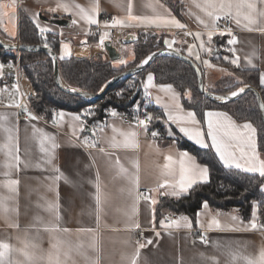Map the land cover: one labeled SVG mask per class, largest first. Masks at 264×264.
Masks as SVG:
<instances>
[{
  "label": "crops",
  "instance_id": "obj_1",
  "mask_svg": "<svg viewBox=\"0 0 264 264\" xmlns=\"http://www.w3.org/2000/svg\"><path fill=\"white\" fill-rule=\"evenodd\" d=\"M168 1L180 7L179 15ZM206 2L15 0V7H12V0H0V3L8 5L0 9V33L7 41L19 42L20 20L25 17L34 24L42 38L47 39V35H52L57 40L58 56H63L61 59L89 61L103 57L110 61L107 52L99 44L100 38L94 34L97 25L104 28H130L133 29L131 35L136 38H139L138 29H148L161 37L165 48L176 49L193 59L203 70L208 88H213L219 79L231 73L227 70L228 63L242 71L256 72L264 90V85L260 83V77L264 75V0H250L255 4V10L242 9L239 24L236 22L235 9L229 16L218 9L202 10L197 7V4L204 6ZM212 2L219 4L220 0ZM129 4L132 16L147 19H129ZM60 5H67L68 10L65 11ZM97 5L98 10L93 11ZM81 8L98 23L89 24L82 17ZM207 12H213V16L210 17ZM248 14H251L254 23L248 24L244 19ZM215 15L228 19L238 35L219 33V20L215 21L216 28L213 30ZM106 16L111 18L109 22L102 20ZM157 17H174L185 27L177 28L172 24L158 27L149 23ZM55 19H66L69 25H56L52 23ZM115 20L131 26H112ZM186 28L192 29L190 41L173 37L174 31ZM209 32L212 33L211 42L208 40ZM105 33L106 30L103 36ZM197 34L200 39H196ZM223 37H228L227 42L220 46L219 51L226 52L214 55L217 41ZM233 37L237 42L230 44L229 40ZM202 42L203 49L200 47ZM64 45L68 46L67 53ZM133 47L134 42L126 45L121 59L113 64L120 67L132 62ZM207 48H211L212 52L209 53ZM205 60L212 66H207ZM2 63L5 67L15 68L14 72L10 70L5 76H0V116L7 117V120L0 121V243L9 245L3 264H57V256L59 264H246L245 258L259 257L264 250V228L251 229L253 216L251 220L244 221L236 212L216 211L207 204V208L203 206L198 212L196 222L186 215H176L175 223L166 228L162 226V213L159 215L157 212L164 197L185 196L195 185L208 182L210 177L206 165L178 148L174 128L196 145L210 148L226 168L259 175L243 167L236 168L234 164H224L212 147L207 113L227 114L237 130L246 135L247 130L242 126L250 123L255 129L252 134L255 152L259 160L264 161V155L258 147L257 130L251 122H239L228 112L218 109L206 110L201 121L194 110L184 107L182 92L172 85L171 90H163L161 86L168 84L157 83L152 73L146 74L144 78V92L148 100L163 112L169 140H160L159 135L153 137L148 124L146 130L138 122L126 125L121 113L115 111L117 115H111L113 110L104 122L90 126L79 114L65 110L53 112L49 119L31 113L37 119H30L29 114L21 118L20 111H25L26 107L21 106L17 85H4L6 77L16 74L18 65L13 62ZM149 74L153 76V86L146 88ZM61 112L65 114L63 118L59 115ZM190 112L195 115V123L188 116ZM74 115H79L81 119H73ZM218 119L227 124L223 117ZM87 127L90 133L86 132ZM6 128L9 131H5ZM113 128L117 131L114 132ZM181 128L193 135L200 132L207 147L198 144L195 138H189ZM121 132H135L137 146L124 147ZM9 136L12 137L11 141ZM93 144L95 147L91 146ZM242 146L250 155L252 149L246 144ZM229 150L239 158L238 148ZM182 153H187L191 159L182 157ZM15 156L19 157L18 164ZM168 156L172 157V162L169 168H165V164L169 163L166 160ZM182 158L187 166L206 167L208 178L206 182L197 179L191 188L177 196L172 195V192L179 191ZM239 162L242 165L245 163L244 160ZM122 168L125 171H121ZM57 176L61 178L57 180ZM10 181H18V184L10 185ZM161 184L166 186L161 188ZM254 212L256 223L260 225L257 205ZM213 220L219 221V228L212 224ZM189 222L190 227L187 226ZM53 228L59 230H46Z\"/></svg>",
  "mask_w": 264,
  "mask_h": 264
},
{
  "label": "trees",
  "instance_id": "obj_2",
  "mask_svg": "<svg viewBox=\"0 0 264 264\" xmlns=\"http://www.w3.org/2000/svg\"><path fill=\"white\" fill-rule=\"evenodd\" d=\"M168 4L179 15L180 7L170 1ZM19 35V42L24 45L43 43L37 28L25 17L20 20ZM227 38L223 37L222 41H217L218 49L226 44ZM47 40L58 55L57 40L54 41L52 35H47ZM163 49L165 46L161 37L152 36L146 40L138 38L133 47L134 60L126 65L116 67L113 62L103 57H95L87 61L74 58L61 59L58 56L59 71L63 81L69 87L96 95L111 79L135 68L146 57ZM219 53L224 54L222 51ZM0 61L18 63L17 53L0 48ZM19 65L36 93L35 98L30 101L31 106L40 117L45 119H49L55 109L79 114L88 126L104 122L112 110L121 114L151 115L150 132L158 133L160 140H169L163 123V112L148 100L144 92V78L146 74L152 73L157 83L172 85L182 92L184 107L194 110L201 121L206 110L218 109L228 112L239 122H251L257 130L259 150L264 155V123L255 94L249 91L232 102H213L200 93L195 70L179 58L157 57L146 70L116 83L98 101L84 99L63 91L55 81L54 61L44 52H19ZM229 71L236 72L237 76L233 77L231 74L224 76L215 83L213 88L205 85L208 91L227 95L244 86H252L261 93L264 101V90L259 84L256 72L236 68H231ZM173 131L178 148L194 155L201 164L206 165L210 177L208 182L195 185L185 196L164 197L158 206V214L169 211L178 216L186 215L196 222L198 212L207 203L213 210L236 212L244 221H249L257 205L259 224L264 225V192L261 191L264 178L238 169L226 168L210 148L196 145L175 128Z\"/></svg>",
  "mask_w": 264,
  "mask_h": 264
},
{
  "label": "snow or ice",
  "instance_id": "obj_3",
  "mask_svg": "<svg viewBox=\"0 0 264 264\" xmlns=\"http://www.w3.org/2000/svg\"><path fill=\"white\" fill-rule=\"evenodd\" d=\"M12 7H15V0H12ZM61 7H64L65 11L68 10V6L67 5H60ZM5 7H8V5H5L3 3H0V9H3ZM79 7V6H76ZM161 7H163V5H161ZM197 7H201L202 10H206L207 8H212L214 11L215 10H219V12H223L226 13L227 15H232V10L235 9V14H236V22L237 24L240 23V15H241V10L244 8L249 9L250 11L255 10V4L250 2V0H220L219 4L213 3L212 0H207L206 4L204 6H201L199 4H197ZM98 10V5L95 6L93 8V11ZM129 19H133V20H141V19H147V18H142V17H136V16H132L131 15V5L129 4ZM80 13L82 14V17L89 23V24H94V23H98V21L93 17L88 15L87 13L84 12V9H80ZM207 15H209L210 17L213 16V12H207ZM221 18L220 15H215L213 17V30H215L216 25H215V21L219 20ZM244 19L247 20L248 24H252L255 21L252 19L251 14L245 15ZM73 24L76 23L75 20L72 21ZM149 23L152 24H156V26H161V25H168V24H172L175 25V27L177 28H184L185 25H183L182 23H180V21L176 20L174 17H172L171 19H166L163 17H157L155 19H152L149 21ZM116 25H120L122 27H127V26H131V25H124L121 21L119 20H115L113 22L112 26H116ZM251 30V29H249ZM41 31H43V29H41ZM223 34V33H221ZM229 35H231V33H228ZM107 36V33L104 34V36L101 37L100 39V43L103 44L104 43V38ZM196 39H200L199 34L196 35ZM208 40L209 42H211L212 40V33L209 32L208 34ZM236 39L233 37L231 40H229L230 44H234L236 43ZM174 43V42H173ZM171 46V45H169ZM45 47H47V45H45ZM200 47L203 49L204 48V44L203 42L201 43ZM64 50L65 53H67L68 50V46L64 45ZM209 53L212 52L211 48H207L206 49ZM189 55H191V51L189 52ZM63 58V56L61 57ZM151 56L147 57L143 63L147 64L149 62V60H151ZM199 55H197V59H199ZM233 63H237V61H232ZM121 63H123V61H121ZM204 63L211 67L212 65L209 63V61L205 60ZM249 63H251V61L249 60ZM153 76L152 74H149L147 77V87H151L153 86ZM260 83L261 85H264V75H261L260 77ZM161 88L163 90H171L172 86L171 85H162ZM240 91H243V89L241 88ZM232 96H236L238 95V92L233 91L231 93ZM11 106H16L19 107V105H9ZM25 111L27 112V109H25ZM60 117L63 118V116L65 115L63 112H61ZM112 116H116L117 113L115 111L111 112ZM189 118L191 119V121L193 123H195V115L194 113H188ZM207 116L209 117L208 120V135L211 137L212 140V147L215 148L216 152L219 154L220 159L224 162L225 165H229V164H234L236 168H244L246 171L248 172H258L260 177L264 178V161L259 160L257 153L255 152V144L254 141L252 139V134L255 133V129L252 127V125L250 123H245L242 127L243 129L247 130V135L245 132L243 131H239L237 130L234 122L231 121V118L227 116V114L225 113H214V112H208ZM30 119H37V117L35 116H31L29 114ZM219 117H223L225 121H227V124L223 123L220 119H218ZM216 118V119H214ZM73 119L75 120H80L81 117L79 115H74ZM152 119V117L146 116V119L143 120H139L138 123L139 125L143 126L145 128V130L147 129V122L150 121ZM3 120H7L6 116H0V121ZM5 131H9L7 128L5 129ZM81 131H83V129H81ZM113 131L116 132L117 130L115 128H113ZM181 131L185 132L186 134L189 135V138H195L196 142L198 144H201V146L207 147L206 144H204L203 139H202V134L200 132H196L194 135L189 133L187 129L181 128ZM121 136L124 137V141H123V146L124 147H135L137 146L135 144V136L136 133L135 132H131V133H120ZM158 133L153 132L152 136L155 137L157 136ZM224 137H226L227 139L225 140ZM9 141H11L12 137L9 136ZM47 139V137H46ZM113 140H115V137H113ZM230 141H236V144H232L230 143ZM85 144L87 145V140H85ZM247 145L248 147H250L252 149L251 154L249 155L248 153H246L243 149L242 145ZM92 147H95V144L91 145ZM113 146L115 147L116 144L114 143ZM5 147H8V145H5ZM236 147L239 149L240 151V156L239 158H237V156L235 155V153L233 151H230V148ZM16 151H18V148L16 149ZM100 151H104L103 149H100ZM11 154V151L10 153ZM182 157L184 158H188L189 160L191 159L190 157H188L187 153H182ZM14 159L16 160L17 164L19 163V157L15 156ZM166 160L169 161L168 164H165V168H169L170 164L172 162V157L168 156L166 157ZM240 160H244L245 163L242 165L239 161ZM117 163H119V161L117 160ZM6 166H10V165H6ZM136 167L138 168V164L136 165ZM57 172H59V169H56ZM121 171H125L123 168L121 169ZM61 177L57 176L56 179L59 180ZM208 178V169L205 168H200L198 165L195 167H191V166H187L185 164V160L182 158L180 161V179L178 181V187H179V191H173L172 195H180L183 192H186L189 188L192 187V185L194 183L197 182V179L202 180V181H207ZM10 185H16L18 184V181H10L9 182ZM137 184H138V178H137ZM165 184H161L160 187L163 188L165 187ZM175 187V186H173ZM261 191H264V187L261 188ZM152 203L154 204L155 201L153 200ZM205 208L208 207L207 203H205L203 205ZM253 221L251 223V229L255 230L257 228H264V225H258L256 223L255 217H256V213L253 212ZM182 219L187 220L186 217H182ZM233 219H236L235 217H233ZM175 223V222H174ZM212 224L215 225L217 228L220 227L219 221L217 220H213ZM165 226V225H162ZM168 227H170L171 225H167ZM178 226V225H177ZM187 226H191L190 222L188 223ZM211 226V225H210ZM46 230H52V231H58L59 229H46ZM65 231H67L65 229ZM203 239V238H202ZM149 243H151V241H149ZM144 245H140V247H143ZM9 251V245L4 244V243H0V264H3L4 258L6 256V254ZM246 260V264H264V250H262L260 252V255L257 259H250V258H245ZM50 261H51V257H50ZM56 262L57 264H59V256H57L56 258Z\"/></svg>",
  "mask_w": 264,
  "mask_h": 264
},
{
  "label": "water",
  "instance_id": "obj_4",
  "mask_svg": "<svg viewBox=\"0 0 264 264\" xmlns=\"http://www.w3.org/2000/svg\"><path fill=\"white\" fill-rule=\"evenodd\" d=\"M52 23L59 25V26H68L69 22L66 19H55L52 20ZM138 38L133 37L132 35H129L123 40V43L125 45H128L132 42H136ZM104 49L108 54V58L111 62H116L121 59V53L115 49L112 46V43L110 41H105L103 43ZM0 48L5 49L7 51H15V52H22V51H29V52H44L48 54L54 61V76H55V81L57 85L65 92L70 93L74 96H78L84 99L92 100V101H98L101 100L106 93L109 91L110 88H112L116 83L120 82L121 80H124L130 76H134L140 72H143L146 70V68L159 56H173L176 58H179L183 60L185 63L189 64L196 72L197 77H198V87L200 93H202L207 99L216 102V103H226V102H232L240 97H242L246 92H253L255 96L257 97L258 100V105L262 117V121L264 123V101L262 98L261 93L254 87L252 86H244L242 87L243 91H240V89L236 90L235 92H238V95L232 96L231 93L227 95H220L217 93H213L208 91V89L205 87V82H204V77H203V72L199 65L191 59L189 56L186 54L176 50V49H170V48H165L163 50L156 51L152 53L151 60L147 64H144L143 61L147 58H145L139 65H137L135 68L129 69L125 71L124 73L117 75L113 79H111L105 86L104 88L98 93V94H92L89 92L81 91V90H76L71 87H69L62 79L59 71V65H58V55L53 51V49L50 46L45 47V45H32V46H27L24 45L20 42H10L5 40L1 33H0ZM220 51L217 47V45L214 48L213 54H218ZM148 56V57H149ZM87 133H90L89 127L86 129Z\"/></svg>",
  "mask_w": 264,
  "mask_h": 264
},
{
  "label": "built area",
  "instance_id": "obj_5",
  "mask_svg": "<svg viewBox=\"0 0 264 264\" xmlns=\"http://www.w3.org/2000/svg\"><path fill=\"white\" fill-rule=\"evenodd\" d=\"M110 19L111 18L107 16L102 18L104 22H109ZM104 30L107 31V36L104 38V42L110 41L112 43V46L115 49H117L120 53H122L126 47V45L123 43V40L129 35H131L133 29L119 28V27L104 28L101 25H97L96 29L94 30V34L101 39ZM217 31L219 33H224V34H228L230 32L231 36L238 35V31L233 29L231 22L228 19H224V18L219 19L217 25ZM138 32H139V38L143 40H146L147 38L152 36H158V34L149 31L148 29H138ZM191 33H192V29L186 28V29L176 30L172 33V35L176 39L190 41ZM42 44L50 46L46 38H43ZM99 44L101 45L102 49L105 50L103 44H101L100 41ZM17 58H18V63H17L18 68L16 74L14 76L6 77V79L4 80V85L6 87L10 86L12 83H15L17 85L21 97V106H25L27 109V112L24 110L20 111L21 118H26L30 113L35 116H39L31 106L30 101L31 99L35 98L36 93L27 75L21 71L19 65V53ZM54 113H58V110L55 109ZM146 116L147 115L144 116L141 114L134 115L130 113H124L122 114V119L126 125H131L134 122H138L139 120L146 119ZM151 123H152V119L147 122L148 125H150ZM161 219H162V224L165 225L164 227L169 228L167 225L173 224L174 220L176 219V215L169 211H165L162 213ZM199 237L204 239L203 235H200Z\"/></svg>",
  "mask_w": 264,
  "mask_h": 264
},
{
  "label": "rangeland",
  "instance_id": "obj_6",
  "mask_svg": "<svg viewBox=\"0 0 264 264\" xmlns=\"http://www.w3.org/2000/svg\"><path fill=\"white\" fill-rule=\"evenodd\" d=\"M221 40V39H220ZM55 41V39H54ZM222 41V40H221ZM219 49L221 50V47H219ZM224 52H226L225 50H223ZM17 53V56H18V52ZM227 59V57H226ZM14 63V62H13ZM231 68H234L231 64H228L227 63V70L231 69ZM15 69V68H14ZM14 69L10 68V67H5L4 64L2 62H0V76H5L6 74L5 73H8L10 72V70H12V72H14ZM232 72V71H231ZM233 73V74H232ZM232 73H229L231 74L233 77H236V72H232Z\"/></svg>",
  "mask_w": 264,
  "mask_h": 264
}]
</instances>
